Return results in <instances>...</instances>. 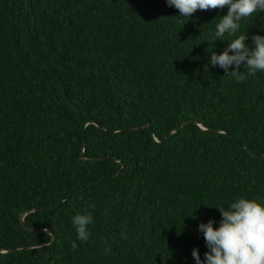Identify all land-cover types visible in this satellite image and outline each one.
Here are the masks:
<instances>
[{
    "label": "trees",
    "instance_id": "1",
    "mask_svg": "<svg viewBox=\"0 0 264 264\" xmlns=\"http://www.w3.org/2000/svg\"><path fill=\"white\" fill-rule=\"evenodd\" d=\"M226 11L0 0V264H195L215 207L264 201V72L209 64Z\"/></svg>",
    "mask_w": 264,
    "mask_h": 264
},
{
    "label": "clouds",
    "instance_id": "2",
    "mask_svg": "<svg viewBox=\"0 0 264 264\" xmlns=\"http://www.w3.org/2000/svg\"><path fill=\"white\" fill-rule=\"evenodd\" d=\"M169 7L179 11V16L193 17L197 10L224 9L215 25L213 39L220 41L226 34L234 37L222 52H212L209 64L223 70L225 77L237 83L248 76L264 72V35H237L241 21L253 14L264 13V0H166ZM251 39V45L246 43ZM246 68L247 72L240 71ZM221 213L219 226L214 219L201 222L198 230L203 234L207 251L204 258L197 248L191 256L195 264H264V201L238 197L228 207H215ZM76 230V239L87 242L90 238L89 225L93 223L90 213L76 214L71 219ZM77 244L72 242V248Z\"/></svg>",
    "mask_w": 264,
    "mask_h": 264
},
{
    "label": "water",
    "instance_id": "3",
    "mask_svg": "<svg viewBox=\"0 0 264 264\" xmlns=\"http://www.w3.org/2000/svg\"><path fill=\"white\" fill-rule=\"evenodd\" d=\"M187 123V122H186ZM186 123L182 124L179 128L183 127ZM131 129V128H130ZM166 138V136L163 137V139ZM25 223V222H24ZM36 230V229H35Z\"/></svg>",
    "mask_w": 264,
    "mask_h": 264
}]
</instances>
